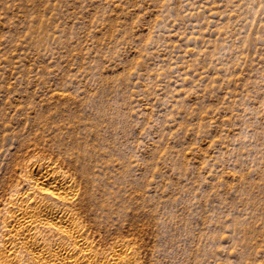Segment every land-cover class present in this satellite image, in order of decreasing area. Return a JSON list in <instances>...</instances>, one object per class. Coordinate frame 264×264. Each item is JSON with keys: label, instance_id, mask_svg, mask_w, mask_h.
<instances>
[{"label": "rangeland", "instance_id": "374dc122", "mask_svg": "<svg viewBox=\"0 0 264 264\" xmlns=\"http://www.w3.org/2000/svg\"><path fill=\"white\" fill-rule=\"evenodd\" d=\"M38 159L99 251L264 264V0H0V243Z\"/></svg>", "mask_w": 264, "mask_h": 264}, {"label": "bare ground", "instance_id": "6f19581e", "mask_svg": "<svg viewBox=\"0 0 264 264\" xmlns=\"http://www.w3.org/2000/svg\"><path fill=\"white\" fill-rule=\"evenodd\" d=\"M71 176L47 159L25 173L28 187L9 200L3 218L0 264H135L123 242L102 252L89 239L70 205L78 185Z\"/></svg>", "mask_w": 264, "mask_h": 264}]
</instances>
